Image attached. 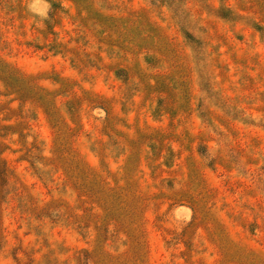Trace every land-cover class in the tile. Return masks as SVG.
I'll list each match as a JSON object with an SVG mask.
<instances>
[{
	"label": "rangeland",
	"instance_id": "374dc122",
	"mask_svg": "<svg viewBox=\"0 0 264 264\" xmlns=\"http://www.w3.org/2000/svg\"><path fill=\"white\" fill-rule=\"evenodd\" d=\"M0 264H264V0H0Z\"/></svg>",
	"mask_w": 264,
	"mask_h": 264
}]
</instances>
